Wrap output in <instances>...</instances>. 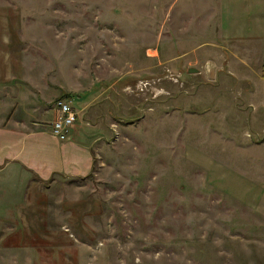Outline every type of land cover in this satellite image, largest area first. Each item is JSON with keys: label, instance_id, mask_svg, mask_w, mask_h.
I'll return each mask as SVG.
<instances>
[{"label": "rangeland", "instance_id": "374dc122", "mask_svg": "<svg viewBox=\"0 0 264 264\" xmlns=\"http://www.w3.org/2000/svg\"><path fill=\"white\" fill-rule=\"evenodd\" d=\"M247 1L0 0L1 90L69 94L95 132L91 172L45 181L0 264H264V11Z\"/></svg>", "mask_w": 264, "mask_h": 264}, {"label": "crops", "instance_id": "0c3cea01", "mask_svg": "<svg viewBox=\"0 0 264 264\" xmlns=\"http://www.w3.org/2000/svg\"><path fill=\"white\" fill-rule=\"evenodd\" d=\"M247 3L256 19L261 18L264 0ZM262 28L264 23L257 25L256 21L251 38L260 39L264 55V32L258 31ZM25 82L10 89L0 88V234L11 238L31 235L30 220L41 216L45 181L83 178L91 172L94 163L95 132L89 122L77 116L68 138L58 140L51 131L55 116L52 99L40 94L38 98L27 87H33L32 84ZM59 96L60 92L53 95L56 99ZM14 240L12 245L18 248L33 247L27 239L23 242L14 237Z\"/></svg>", "mask_w": 264, "mask_h": 264}, {"label": "built area", "instance_id": "2783aa9c", "mask_svg": "<svg viewBox=\"0 0 264 264\" xmlns=\"http://www.w3.org/2000/svg\"><path fill=\"white\" fill-rule=\"evenodd\" d=\"M54 110L55 116L51 122L52 134L58 140H65L76 121L77 112L72 103L65 98H57L54 101Z\"/></svg>", "mask_w": 264, "mask_h": 264}, {"label": "water", "instance_id": "95a60500", "mask_svg": "<svg viewBox=\"0 0 264 264\" xmlns=\"http://www.w3.org/2000/svg\"><path fill=\"white\" fill-rule=\"evenodd\" d=\"M188 72H189V73H194V72H196V69H195V68H189V69H188Z\"/></svg>", "mask_w": 264, "mask_h": 264}, {"label": "trees", "instance_id": "16d2710c", "mask_svg": "<svg viewBox=\"0 0 264 264\" xmlns=\"http://www.w3.org/2000/svg\"><path fill=\"white\" fill-rule=\"evenodd\" d=\"M69 94H65L63 93L62 95H60L58 98H66V96H68Z\"/></svg>", "mask_w": 264, "mask_h": 264}]
</instances>
